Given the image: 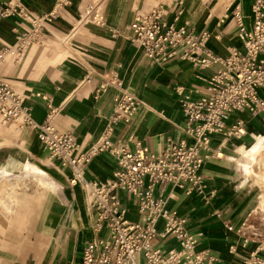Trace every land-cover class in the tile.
Returning a JSON list of instances; mask_svg holds the SVG:
<instances>
[{"label":"crops","instance_id":"obj_1","mask_svg":"<svg viewBox=\"0 0 264 264\" xmlns=\"http://www.w3.org/2000/svg\"><path fill=\"white\" fill-rule=\"evenodd\" d=\"M21 1L34 15L47 14L50 19L44 22L39 43H32L18 61L5 56L0 62V75L23 96L35 121L49 118L58 131H71L80 151L88 150L100 137L122 90L133 93L140 105L128 123L114 125V139L125 140L130 149L140 143L156 154L171 144L192 142L184 129L186 116L181 99H196L207 93L208 80L221 65L202 68L188 60L147 57L131 39L130 24L138 13L160 7L166 21L187 25L196 33L207 32V47L222 57L232 48H242L233 15L236 6L241 7L246 28L252 24L253 0H229L226 4H221L222 0ZM27 29L29 22L18 17L1 21L0 50L14 45ZM114 75L119 86L113 82ZM259 93L264 98V89ZM237 119L243 121L244 135L211 137L212 149L224 155L218 152V157H209L202 167L205 190L210 195L207 201L195 191L186 193L172 184L162 191L157 185L155 191L167 199L169 209L185 219L188 233L198 238L197 249L209 250L218 258V264H247L252 253L264 259V242H258L244 229L250 197L234 181L230 156L262 128L258 121H264V108L233 112L227 124ZM36 134L27 126L17 133L11 123L0 121V145L12 147L18 140L24 145L9 152L8 157L0 153V174L20 170L21 175L52 190L44 195L43 213L29 233H13L11 220L5 223L4 233L0 230V264H78L86 244L104 232L97 233L93 228L94 214L85 189L70 184L71 168L50 161ZM31 155L59 167L63 182L58 179L59 173L57 177L40 173L37 164L53 167L34 159L19 161ZM29 168L33 172L24 173ZM118 168L111 155L100 153L85 166L84 174L87 179L105 181ZM120 197L127 209L126 217L140 221L137 200L126 192H120ZM160 243L164 251L180 248L174 237ZM259 248L263 250L257 252Z\"/></svg>","mask_w":264,"mask_h":264},{"label":"built area","instance_id":"obj_2","mask_svg":"<svg viewBox=\"0 0 264 264\" xmlns=\"http://www.w3.org/2000/svg\"><path fill=\"white\" fill-rule=\"evenodd\" d=\"M251 11L252 24L248 29L241 7H235L233 15L242 48H232L224 57L207 47V32L196 33L187 25L176 26L166 21L160 7L138 13L131 22V39L149 58H178L202 68L221 65L209 78L207 93L196 99H181L186 116L184 129L192 142L171 144L160 154L140 143L130 149L125 140L113 138L114 125L128 123L140 105V100L128 90H122L117 97L100 137L88 150L80 151L71 131H58L49 118L35 121L23 96L0 75L1 123L37 129L48 159L68 165L72 170L70 184H80L85 189L94 214L93 228L97 233L104 232L86 244L78 264H218V258L209 250L197 249L198 238L188 233L185 219L169 209L167 199L155 191L157 185L162 186V191L172 184L186 193L195 191L207 201L210 195L201 170L209 157H218L211 147L212 135H244L242 119L227 124L230 114L264 108V98L259 93L264 89V0H253ZM11 17L28 21L29 29L22 31L14 45L0 50V62L7 55L18 61L32 43H39L44 22L50 19L47 14L34 15L21 0L0 2V22ZM114 78L119 86L117 76ZM100 153L111 155L119 168L105 181L87 179L84 168ZM120 192L137 200L140 221L126 217ZM169 236L179 241V249H162L160 242ZM247 264H264V259L252 253Z\"/></svg>","mask_w":264,"mask_h":264},{"label":"rangeland","instance_id":"obj_3","mask_svg":"<svg viewBox=\"0 0 264 264\" xmlns=\"http://www.w3.org/2000/svg\"><path fill=\"white\" fill-rule=\"evenodd\" d=\"M158 1L159 0H156V2ZM227 2H229V0H222L221 4H226ZM9 58L12 57L9 55ZM262 121L263 120L258 121L259 124L262 125V128H259V130L254 132L251 135L250 139L246 141V143L237 146L242 148H237L232 153V155L230 154L232 159L231 163L232 165H234V167L236 159H234L233 157L238 156L239 154L244 155L247 158L254 157L257 160L260 158L264 159V121ZM11 125L17 133L20 131V127L18 125L14 123H11ZM27 128L33 129L37 133V129L28 126ZM15 144L16 145L13 144V146L11 145L13 148L10 146L0 145L1 157H8L9 152H12L14 150L18 151V147H24L21 140H18V143ZM216 152L217 154L218 152L223 154L219 149H217ZM33 159L42 162L47 166L53 167V169L60 175V178L58 177V179L63 182L58 169L59 167H56L49 161H45V159L43 158L40 159L31 155L30 158L19 161H27ZM1 166L2 165H0V167ZM39 166L42 170L47 172L49 176L53 177V175L46 169L47 167H43L40 164ZM238 171L235 167L232 172L234 175V181L238 188L244 189L245 192L248 193L247 196L250 197L251 204L249 214L246 215L244 229L251 237L262 243L264 242V221L260 213L255 210V206L258 202L259 189L257 186L252 185L253 181L251 178L245 181V183H242L243 176L240 174V171ZM32 172L33 170L30 168L24 173L31 174ZM21 174H23V172H19L18 170H12L5 174H0V218L2 223L0 224L1 233H4L5 223H9L10 220V227L13 233L17 232L20 236L25 234L26 232L29 233V231H31V229H33V227L35 226V222L37 221L39 216H41V214L43 213L44 209L42 200H45L44 198L48 191H52L45 189L42 185H39V183L34 180V178Z\"/></svg>","mask_w":264,"mask_h":264},{"label":"bare ground","instance_id":"obj_4","mask_svg":"<svg viewBox=\"0 0 264 264\" xmlns=\"http://www.w3.org/2000/svg\"><path fill=\"white\" fill-rule=\"evenodd\" d=\"M237 148L240 149L242 147H237ZM233 158L236 159L235 160V167H236L237 171L239 170L240 174L243 176L242 183H245V181H247L249 178H251L253 181L252 185L257 186L259 189L258 202L255 206V210L258 213H260V215L263 217V221H264V159L260 158L257 160L254 157L247 158L246 156L240 155V154L238 156H234ZM30 167H32V166H30ZM37 167L40 170V173L48 175L47 172L42 170L38 164H37ZM46 169L52 175H54L56 177L58 176L57 172H55L54 170L49 169V168H46Z\"/></svg>","mask_w":264,"mask_h":264}]
</instances>
